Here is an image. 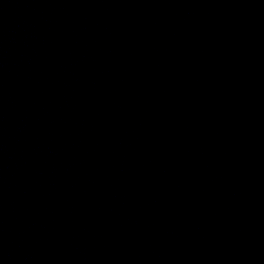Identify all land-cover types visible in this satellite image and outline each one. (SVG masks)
<instances>
[{"label": "water", "instance_id": "water-1", "mask_svg": "<svg viewBox=\"0 0 264 264\" xmlns=\"http://www.w3.org/2000/svg\"><path fill=\"white\" fill-rule=\"evenodd\" d=\"M0 264H264V0H0Z\"/></svg>", "mask_w": 264, "mask_h": 264}]
</instances>
